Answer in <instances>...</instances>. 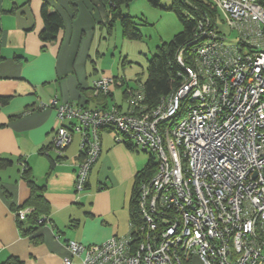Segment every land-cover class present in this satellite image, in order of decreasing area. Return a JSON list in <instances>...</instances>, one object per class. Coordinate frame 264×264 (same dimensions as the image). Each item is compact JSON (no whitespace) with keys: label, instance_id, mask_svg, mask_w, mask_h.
Listing matches in <instances>:
<instances>
[{"label":"built area","instance_id":"built-area-1","mask_svg":"<svg viewBox=\"0 0 264 264\" xmlns=\"http://www.w3.org/2000/svg\"><path fill=\"white\" fill-rule=\"evenodd\" d=\"M212 2L236 38L201 22L194 65L185 64L182 49V83L147 115L137 114L147 108L142 86L128 91V111L57 98L41 104L57 111L56 156L81 136L78 192L87 188L106 129L157 162L139 187L141 221L100 244L69 241L64 264L81 255L83 264H264V0ZM123 84L103 77L93 86L112 94Z\"/></svg>","mask_w":264,"mask_h":264},{"label":"crops","instance_id":"crops-1","mask_svg":"<svg viewBox=\"0 0 264 264\" xmlns=\"http://www.w3.org/2000/svg\"><path fill=\"white\" fill-rule=\"evenodd\" d=\"M44 4L63 19L50 43L41 39ZM108 20L100 0H0V158L10 161L0 165V264H64L69 241L89 246L130 232L135 177L146 165L136 151L103 131L101 154L82 192L76 188L80 134L59 161L42 153L53 143L57 111L41 104L57 98L90 109L128 108L118 104L117 90L104 103L87 90L103 77H118L102 66L98 58L105 54L95 48L109 35ZM24 163L50 207L47 223L35 232H27L24 220L21 231L19 223V212L32 210L23 208L32 193Z\"/></svg>","mask_w":264,"mask_h":264},{"label":"trees","instance_id":"trees-1","mask_svg":"<svg viewBox=\"0 0 264 264\" xmlns=\"http://www.w3.org/2000/svg\"><path fill=\"white\" fill-rule=\"evenodd\" d=\"M108 7L109 20L106 25L108 34L111 35L116 23H120L123 31V37L131 40H139L142 34L137 27L134 17L124 12L125 7H129L135 0H100ZM154 8H161L164 0H147ZM172 5L169 8L174 11L180 18L183 30L177 34L172 40L161 45L158 52L149 61L148 79L142 84L145 94V105L152 109L156 107L163 98L169 97L182 83V74L184 73L183 66L178 62L179 52L183 49V60L186 65L193 66L196 59V39L200 36L199 26L202 23H209L212 29L220 30V14L218 9L213 6L211 0H171ZM11 11V10H10ZM42 17L45 23V28L41 33V39L45 43L53 42L57 39L58 33L63 26V19L59 12L52 11L47 4L42 7ZM126 63V58L123 65ZM117 78H121L118 76ZM124 86L127 84L123 78ZM123 86V85H122ZM93 98L104 103L112 94L97 93L94 86L90 89ZM126 93V92H125ZM124 93V94H125ZM87 107V106H85ZM88 108V107H87ZM107 130V129H106ZM105 131V130H104ZM111 133L112 129L108 130ZM131 150L135 147L130 141L124 142ZM52 144L43 149L42 153L47 154L53 162L59 161L63 156H54L50 154ZM80 151V158L82 159ZM148 163L139 171L135 177L133 195L130 204L131 222H140L138 214L137 197L139 194L140 184L152 178L156 171L157 162L154 154H149ZM7 159L0 158V165L9 163ZM23 177L31 186V197L25 203L23 208H32L26 215L25 222H28L30 227H24V221L19 220L21 231L35 232L48 221L50 213L49 203L45 200L44 195L40 192L41 187L34 182L28 170L27 163H24L22 169ZM42 191V190H41Z\"/></svg>","mask_w":264,"mask_h":264},{"label":"rangeland","instance_id":"rangeland-1","mask_svg":"<svg viewBox=\"0 0 264 264\" xmlns=\"http://www.w3.org/2000/svg\"><path fill=\"white\" fill-rule=\"evenodd\" d=\"M171 5V0H164L161 8H154L147 0H136L128 8L125 7L124 12L134 17L142 38L139 40L124 38L122 27L120 23H117L107 39L102 38L100 44L95 42V48H99L100 52L105 54L98 58L102 66L112 69L118 76H122L121 78H124L128 84L115 88V91H118L116 92L118 104L127 105L130 92L139 91L142 84L148 79L149 61L163 43L172 40L183 30L180 18L174 11L169 9ZM213 6L215 7L214 4ZM218 22L220 23V31L230 41H233L237 34L221 24L220 19ZM125 58L126 63L123 65ZM128 91H130L129 94ZM154 108L138 109L137 114L147 115ZM125 111H128V108ZM119 137L123 138V135L121 134ZM134 151H136L142 163H148L150 152L143 151L140 148Z\"/></svg>","mask_w":264,"mask_h":264}]
</instances>
